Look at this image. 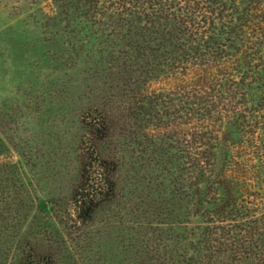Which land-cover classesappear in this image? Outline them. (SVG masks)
Here are the masks:
<instances>
[{
	"label": "trees",
	"instance_id": "16d2710c",
	"mask_svg": "<svg viewBox=\"0 0 264 264\" xmlns=\"http://www.w3.org/2000/svg\"><path fill=\"white\" fill-rule=\"evenodd\" d=\"M53 1L59 8L72 2L101 33L120 35V46L101 52L108 47V57L120 62L134 94L118 112L119 140H78L71 155L62 148L65 137L41 144L46 180L70 156L83 158V180L95 182L98 196L83 195L80 186L71 213L44 212L25 192L19 216L23 208L7 202L0 186V264H264V210L234 201L244 190L234 191L242 180H231L230 140L232 119H246L241 109L255 100L264 106V0H183L177 9L172 0ZM150 82L160 87L144 90ZM258 147L255 140L249 163ZM109 162H118L134 192L104 221L87 224L82 214L87 204L103 202L98 189ZM259 164L239 170L255 178ZM251 180L243 186L263 196V180L261 188Z\"/></svg>",
	"mask_w": 264,
	"mask_h": 264
},
{
	"label": "rangeland",
	"instance_id": "374dc122",
	"mask_svg": "<svg viewBox=\"0 0 264 264\" xmlns=\"http://www.w3.org/2000/svg\"><path fill=\"white\" fill-rule=\"evenodd\" d=\"M180 1L183 2L172 0L175 9L184 5ZM53 2L0 0V186L8 197L7 202H15L23 208L19 216L25 212L21 205L25 203V192H29L33 208L44 212L58 209L70 210L71 213L73 203L79 199L80 186L85 187L83 195H96L95 182L83 180L88 170L84 164L86 160L81 158L78 161L76 157L71 160L70 156L60 175L46 180L47 170L41 164L39 155L47 149L46 145L52 143V139H59L60 136L65 137L61 139L62 148L70 155L78 140L94 143L101 138L104 140L107 135L119 140L118 112L126 102H131L127 101L128 96H133V85L123 82L126 77L120 62L117 65L115 59L108 57V47L101 52L106 46H120V35L107 36L108 31L101 33L102 29L86 22L81 9H77V5L72 7L70 1L62 8ZM147 87L151 91L160 86L150 82L144 90ZM241 110H244L246 119L238 120L241 117L235 116L230 127L233 155L231 180L235 185L242 180L241 187L234 186L235 192L237 187L244 190L240 196L234 194V201L240 203L238 199L241 198L251 205L255 204L261 213V209L264 210V195L261 196L253 188H246L243 183L252 179V184L261 188L264 168L257 170L255 178L248 171L242 174L239 168L242 163L258 166L259 162L264 167V106L255 100ZM253 110L256 118L250 115ZM72 115L71 123L68 116ZM88 119H97L103 126L94 127V121ZM255 140L257 146L259 144L257 161L249 163ZM43 143L46 145L42 147ZM103 153L107 155L110 152L104 149ZM110 165L109 162L103 172L106 175L104 190L98 189L103 202L100 206L87 204L82 214L85 219H90L87 224H96L99 219L98 222L104 221L118 203L129 201V190L134 192L133 187L130 189L123 181L125 174L118 171V162ZM75 219L79 225L78 218ZM18 230L16 224L10 232L16 234ZM117 251L118 248L113 249L112 257L116 256L118 260Z\"/></svg>",
	"mask_w": 264,
	"mask_h": 264
}]
</instances>
